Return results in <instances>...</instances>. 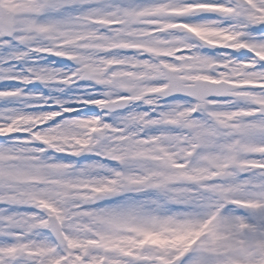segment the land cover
Here are the masks:
<instances>
[{"label":"snow or ice","instance_id":"obj_1","mask_svg":"<svg viewBox=\"0 0 264 264\" xmlns=\"http://www.w3.org/2000/svg\"><path fill=\"white\" fill-rule=\"evenodd\" d=\"M0 264H264V0H0Z\"/></svg>","mask_w":264,"mask_h":264}]
</instances>
